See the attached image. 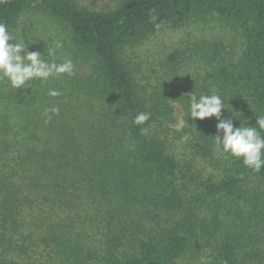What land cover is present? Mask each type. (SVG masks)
<instances>
[{
  "label": "trees",
  "instance_id": "obj_1",
  "mask_svg": "<svg viewBox=\"0 0 264 264\" xmlns=\"http://www.w3.org/2000/svg\"><path fill=\"white\" fill-rule=\"evenodd\" d=\"M193 18L239 29L240 54L174 50L163 75L138 83L124 47ZM0 22L74 64L23 89L0 79V264H255L264 168L220 154L217 121L188 117L187 96L215 91L234 126L258 127L264 0H0Z\"/></svg>",
  "mask_w": 264,
  "mask_h": 264
},
{
  "label": "clouds",
  "instance_id": "obj_2",
  "mask_svg": "<svg viewBox=\"0 0 264 264\" xmlns=\"http://www.w3.org/2000/svg\"><path fill=\"white\" fill-rule=\"evenodd\" d=\"M159 27V25H157ZM15 41V43H10ZM60 47L59 44L56 45ZM49 55L54 50H49ZM39 51H29L27 43L23 39L17 40L9 31L8 25L0 22V79L6 78L11 87L23 89L25 85L34 79L47 81L50 77L60 74L72 75L74 64L71 59H64L61 63L45 60ZM48 95L57 97L61 92L50 89ZM188 117L193 120L215 118L217 121L214 142L217 151L224 155L230 154L236 158H242L243 164L254 172H260L264 168V136L260 130H264V115L255 119V126H247L244 121L242 126H234L233 115L224 117L222 110L226 109L221 96L213 91L210 95H200L198 98L189 94ZM60 109L53 107L45 109V113L59 114ZM151 114L140 112L134 118V123L143 125L150 119ZM50 118V117H49ZM146 132V129H141Z\"/></svg>",
  "mask_w": 264,
  "mask_h": 264
},
{
  "label": "rangeland",
  "instance_id": "obj_3",
  "mask_svg": "<svg viewBox=\"0 0 264 264\" xmlns=\"http://www.w3.org/2000/svg\"><path fill=\"white\" fill-rule=\"evenodd\" d=\"M213 45H220V55L232 59L242 51L244 39L240 30L230 23L193 18L181 27L164 28L137 44L124 47L122 57L134 71L138 83L143 84L163 75L165 56L172 51L195 57L196 51H206ZM191 67L185 65V72L189 73ZM175 109L176 126H181L182 108L175 105ZM251 247L255 264H264V239L257 238Z\"/></svg>",
  "mask_w": 264,
  "mask_h": 264
}]
</instances>
